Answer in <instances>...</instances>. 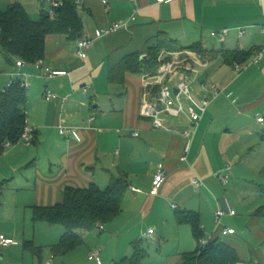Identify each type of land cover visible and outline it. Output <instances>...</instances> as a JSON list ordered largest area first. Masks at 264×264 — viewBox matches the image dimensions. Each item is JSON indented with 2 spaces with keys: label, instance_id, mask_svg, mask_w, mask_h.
I'll use <instances>...</instances> for the list:
<instances>
[{
  "label": "crops",
  "instance_id": "1",
  "mask_svg": "<svg viewBox=\"0 0 264 264\" xmlns=\"http://www.w3.org/2000/svg\"><path fill=\"white\" fill-rule=\"evenodd\" d=\"M16 3L23 5L33 20L41 19L51 9L48 1L0 0V10ZM77 10L83 22L82 33L77 38L68 34L50 35L43 60L46 67L66 70L69 74L46 81L44 87L43 83L36 85L31 93L27 88L26 115L28 126L34 130L33 144L20 147L17 143L7 147L5 143V150L0 153V187L15 184L22 194L21 206L33 212L34 206L61 202L69 186L83 188L92 183L108 186L113 175L123 174L129 188L122 213L109 223H113L112 238L119 236L118 230L123 226L128 228V235L138 233L133 225L140 226L143 239H148L144 237L145 232L154 229V236L149 238L156 240L159 232V238L166 242L160 252V255L167 254L165 264H183V254L195 251L198 242L190 225L177 223L175 212L193 210L201 214L205 237L220 238L234 246L242 258L239 264H264V217L254 215L264 205L263 198L252 203L239 218V203L228 200L237 215H226L222 222L236 230L233 235H221L215 221L219 208L228 211L227 186L222 185L217 174L232 165L228 162L232 157L229 151L233 134L231 122L222 121L221 125L220 122L232 115L244 122L243 128L240 127L243 130L249 129L248 123L254 120L264 127V123L258 121V117L264 115V56L258 63H254L256 56L239 63L243 65L240 73L235 70L236 63L226 65L221 59L202 61L196 65L194 73H189L194 93L211 99L197 129L189 164L180 160L185 146L183 130L190 126L191 105L186 97L182 96L185 113L179 117L163 115L170 131L157 130L150 119L141 115L145 73L127 74L125 84L121 85L123 93L116 89L119 84L109 80L111 69L125 56L140 52L142 58H147L148 47L160 33L185 45L201 42L209 50H221L210 49L211 32L228 28L227 37L236 30L237 39L220 40L225 45L222 49H256L264 54V0H176L171 3L108 0L107 4L103 0H85L77 5ZM117 22L126 26L99 37L103 27ZM241 29L245 31L243 35H240ZM83 37L96 40L87 58L82 59L77 53L64 56V44L72 40L78 44ZM53 44L56 48L51 50ZM17 61L0 55V70H6L11 79L28 80L30 87L32 79L35 83L41 82L43 70L27 62L19 67ZM166 80L175 93V83ZM203 83L217 84L221 94L214 97L211 91H204ZM195 84L199 87L194 88ZM159 89L157 85L154 93ZM90 90L93 91L90 93ZM47 91L56 93L58 98L48 101ZM60 124L79 127L82 141L61 135ZM137 131L139 136L136 137L133 133ZM250 135L253 137L250 152L263 147L264 132ZM114 147L118 148L115 153ZM154 161L158 162L156 167H152ZM160 164H165L168 177L159 194L152 195L153 180ZM195 178H201L204 186H195ZM190 187L194 193L190 192ZM226 219L231 221L228 225L224 222ZM109 224H104V231L97 230L103 233ZM146 225L148 228L144 229ZM92 233L86 231V235H81L84 244ZM0 234L5 235L1 229ZM111 237L107 236V241ZM120 240L114 255L115 264L133 255L131 245L121 247ZM55 260L53 255L47 264H54Z\"/></svg>",
  "mask_w": 264,
  "mask_h": 264
},
{
  "label": "trees",
  "instance_id": "2",
  "mask_svg": "<svg viewBox=\"0 0 264 264\" xmlns=\"http://www.w3.org/2000/svg\"><path fill=\"white\" fill-rule=\"evenodd\" d=\"M83 31L82 18L73 0H64L56 9V16L44 14L40 20H33L26 8L21 4H13L6 10H0V55L11 61L24 60L27 63L43 61L46 57L47 39L53 34H68L77 38ZM168 51L193 50L198 52L205 61L221 59L233 66L235 63H245L258 55L256 49H221L209 50L201 42L185 45L165 33H160L148 47L147 58L137 52L125 56L109 75L111 83L124 85L126 75H155L160 66L159 56ZM27 88L17 82L7 89L0 90V153H3L7 142L17 144L28 125ZM264 139V137H263ZM129 185L125 175H113L106 188L96 183L88 187L69 186L64 190L61 202L52 206H34L33 222H46L50 225H61L65 233L54 245L55 256H66L83 243L80 231L91 232L99 224L113 222L123 211V204ZM264 196V184L257 185ZM254 215L264 217V205L259 207ZM178 224L190 225L198 247L193 252L183 254V264H239L242 258L237 249L227 242L217 238L202 246L200 240L205 237L201 227V214L193 210H177L175 212ZM144 239L133 243L134 252L131 257L122 259L118 264H142L148 252L143 245ZM27 248L36 256L42 258L43 252L35 247L33 242H27Z\"/></svg>",
  "mask_w": 264,
  "mask_h": 264
},
{
  "label": "rangeland",
  "instance_id": "3",
  "mask_svg": "<svg viewBox=\"0 0 264 264\" xmlns=\"http://www.w3.org/2000/svg\"><path fill=\"white\" fill-rule=\"evenodd\" d=\"M237 33L236 30H232L227 39L233 38L236 40ZM183 42L188 43L185 41ZM64 45V56L67 54L75 55L77 53V44L74 40L66 42ZM208 45L210 49H222V47L225 46L220 40L212 37L209 39ZM55 48V44L50 46L51 50H54ZM89 53H91V50L88 51V54ZM159 61L161 63L159 68L163 64L168 63L173 64L174 69L187 70V67L191 65V69L187 70L189 74L194 73L198 66L197 64H201L202 61L205 60L202 59L198 52L193 50L168 51L164 49L159 56ZM158 71L156 74H158ZM8 74L9 73L6 72V70H0V90L4 89L11 80V76ZM169 77L170 76H166L165 79H168ZM40 79L41 82L37 83L34 82L35 80H31L32 86L28 88V93L35 91L36 85L41 83H43V87L46 85L45 83L48 80L43 77H40ZM195 87L198 88L199 84H195L194 88ZM116 89L119 93L124 92V86L120 85L116 87ZM92 91L90 90V93ZM222 121L223 123L231 122V131L233 133L230 138L232 146L231 150H229L232 157L230 161H228L229 164H232L233 171L230 175V183L226 187V198L231 203L233 201L239 203V206H237V218H239L245 214V209L247 210L252 203L257 202L261 198L264 199V196L257 190V185L264 184V144L263 147L258 146L256 150L252 149L250 152V146L253 139L250 133L258 136V134L264 132V127L254 120L253 122L248 123L251 125L249 129L243 130L241 128H243L242 125H244V122L240 119L234 118L232 115L224 117V119L221 120L220 125L223 124ZM13 145L14 144H12V146ZM18 145H20V147H22L21 145L24 146L21 142L16 146ZM117 150L118 148L114 147V153ZM157 165L158 162L154 161L152 167H156ZM106 186L107 185H102L101 187L106 188ZM189 189L190 192L194 193L192 187ZM21 197L22 194L15 187V184H3L2 187H0V229L5 233L7 238L13 240L12 245L8 247L0 246V264H47V260L54 255L52 251L53 247L64 235L65 228L61 225H50L46 222L34 223L32 220V209L21 206ZM224 222L228 225L227 222L231 221L226 219ZM112 224H109L107 231L103 233H100L97 229L93 230V233L86 244L83 243L84 245L82 244L74 250L71 255H68V257L56 256V262H54V264H96L89 259V251H93L97 248L103 249L102 259L104 264H115L116 259H114V255L116 254L118 239H121L119 241L121 242V247L126 244L131 245L132 254L134 250L133 243L142 240L140 226L133 225V228L138 230V233L132 232L130 235H128L127 232L128 228L124 229V226L120 227L118 230L119 236L117 235V237L112 238V235L110 234V227ZM147 226L148 225H146L144 229H147ZM80 234L84 236L86 235V231H80ZM107 236L111 237L108 241ZM247 238L250 239V237ZM27 242H33L35 247L43 252V258L34 255L33 251L27 248ZM143 245L148 252V256L143 259L142 264H165L167 261V254L164 252L163 255H160V252H162L161 247L165 248L166 242L159 238V232L156 236V240L150 238L144 239Z\"/></svg>",
  "mask_w": 264,
  "mask_h": 264
},
{
  "label": "built area",
  "instance_id": "4",
  "mask_svg": "<svg viewBox=\"0 0 264 264\" xmlns=\"http://www.w3.org/2000/svg\"><path fill=\"white\" fill-rule=\"evenodd\" d=\"M48 1L51 4L50 9V16L55 18L56 16V9L61 7L64 3V0H42ZM176 0H158L160 3H171ZM262 1V0H260ZM76 5H81L85 2V0H73ZM104 4L108 3V0H103ZM125 23H113L108 26L103 27L99 32V37H103L105 35H109L115 33L125 27ZM230 29L228 28H220V29H213L211 32L212 37H215L221 41H224L227 35L229 34ZM264 32V29H263ZM245 31L243 29L240 30V35H243ZM96 40L90 37H83L78 40L77 44V54L80 58L86 59L88 56V51L91 50L95 46ZM264 54L263 52H259L254 59V63H258L262 60ZM17 66L22 67L26 64L24 60H18ZM35 66L38 69L43 70V73L40 75L41 77L50 80L60 76H65L69 74V71L66 70H58V69H51L46 67L43 61H38L35 63ZM191 69V65L187 67V70ZM178 70L177 68L174 69L173 64L165 63L163 64L158 71V74L150 75L145 74L144 82H145V93L143 96V103L141 108V115L147 119H150L154 129L157 130H168L170 128L167 127L164 121L163 115L171 116V117H179L183 113H185V107L182 101V96L186 97L187 101L190 103V112H189V119H190V126L183 130V136L185 138V146L183 150V154L181 156V162L185 164H189V155L192 150L193 141L199 127L200 121L203 118V115L206 113L207 109L210 106L211 99L208 97H198L191 88V81L188 74V71ZM236 72L240 73L243 70V65L236 63L235 64ZM19 75V74H17ZM16 76V75H15ZM166 76H170L168 82H174L176 85V89H178V93L175 94L173 89L165 79ZM165 81V82H164ZM21 82L22 86L29 88L30 82L28 80H17L13 78L9 81L7 86L4 89L11 87V85ZM157 85H160V89L158 93H154V89ZM202 88L204 91H211L214 97H218L221 94V88L217 84L208 85L206 83L202 84ZM55 98H58V95L52 91L46 92V99L51 101ZM258 121L260 123H264V115L258 117ZM81 129L76 126H68L64 124L59 125L60 134L64 137L69 139H75L77 141H82L81 136ZM134 136H139V132H134ZM34 140V130L30 126H26L25 131L21 137L20 142L25 145H32ZM12 144L10 142L6 143V146L9 147ZM233 166L227 165L226 168L221 172L218 173L217 176L220 179L223 186H228L230 183V175L232 174ZM168 177V169L166 168L165 164H160L157 170V173L153 180V186L151 189L152 195H158L160 192L161 186L166 182ZM193 183L197 187L204 186V181L201 178L193 179ZM134 191H140L139 189L134 188ZM228 211L225 212L223 209L219 208L215 212V221L216 227L220 229V233L223 236L226 235H233L236 233V230L230 227H226L223 225V218L226 215L235 216L237 215V211L231 206L230 202L226 200ZM174 207H176L174 205ZM97 228L100 231L105 230L104 224H99ZM154 236V229H150L149 231L144 233L145 238L153 237ZM211 239H207L203 237L200 240L202 246L207 245ZM13 240L7 238L5 235L0 234V246L1 247H8L12 245ZM102 251L103 249L97 248L90 252L89 259L91 261L96 262L97 264H102Z\"/></svg>",
  "mask_w": 264,
  "mask_h": 264
},
{
  "label": "water",
  "instance_id": "5",
  "mask_svg": "<svg viewBox=\"0 0 264 264\" xmlns=\"http://www.w3.org/2000/svg\"><path fill=\"white\" fill-rule=\"evenodd\" d=\"M174 91H175L176 94L178 93V89H175Z\"/></svg>",
  "mask_w": 264,
  "mask_h": 264
}]
</instances>
